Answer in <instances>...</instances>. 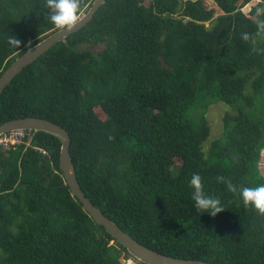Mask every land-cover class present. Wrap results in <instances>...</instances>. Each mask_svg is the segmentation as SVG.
Listing matches in <instances>:
<instances>
[{"label":"trees","instance_id":"trees-1","mask_svg":"<svg viewBox=\"0 0 264 264\" xmlns=\"http://www.w3.org/2000/svg\"><path fill=\"white\" fill-rule=\"evenodd\" d=\"M93 2L80 0L81 16ZM213 2L217 17L204 0H106L6 87L0 125L39 117L64 127L86 195L143 245L264 264V215L227 187L264 183V3L248 13L251 0ZM42 5L0 0V76L59 30L39 15ZM218 103L227 106L222 135L209 142ZM28 143L0 148V264H144L72 195L59 139L32 131ZM194 173L221 199L217 215L196 211Z\"/></svg>","mask_w":264,"mask_h":264},{"label":"water","instance_id":"water-1","mask_svg":"<svg viewBox=\"0 0 264 264\" xmlns=\"http://www.w3.org/2000/svg\"><path fill=\"white\" fill-rule=\"evenodd\" d=\"M105 2L106 0H94L89 10L81 16L80 21L71 31H55L31 47L23 55L19 56L0 76V96L24 68L35 62L62 39L67 38L72 33L86 26ZM18 130L33 131L35 133L46 132L59 139L61 142L59 158L60 169L63 172L65 183L69 186L72 195L78 198L93 220L97 224L103 226L117 242L127 249L132 257L144 264H215L202 260L176 258L153 250L137 241L132 235L124 231L117 223L105 215L103 211L92 202L81 187L70 153L72 139L69 132L64 127L45 118L23 117L12 119L1 124L0 136L7 132Z\"/></svg>","mask_w":264,"mask_h":264},{"label":"clouds","instance_id":"clouds-1","mask_svg":"<svg viewBox=\"0 0 264 264\" xmlns=\"http://www.w3.org/2000/svg\"><path fill=\"white\" fill-rule=\"evenodd\" d=\"M264 12V8H258L257 14ZM39 15H43L55 28L62 31H71L81 19L80 0H43ZM264 26V21L261 22ZM247 34L244 39H247ZM10 43L19 46L20 41L15 37ZM218 181H224L223 176L217 177ZM190 185L193 188V205L198 213H208L215 216L224 210V205L220 198L209 195L203 191L202 178L198 173L192 174ZM229 191L233 192L246 205L253 208L259 214L264 215V183L255 186L234 185L227 183ZM133 258V257H132Z\"/></svg>","mask_w":264,"mask_h":264},{"label":"rangeland","instance_id":"rangeland-1","mask_svg":"<svg viewBox=\"0 0 264 264\" xmlns=\"http://www.w3.org/2000/svg\"><path fill=\"white\" fill-rule=\"evenodd\" d=\"M205 1V4H206V6L210 9V8H212V9H214L215 10V15H214V17H217L218 15H221L222 14V11L220 10V8L217 6V5H215V3L213 2V0H204ZM259 3H264V0H251V2L247 5V6H245L244 8H243V10L245 11V12H248V13H250L251 12V10L255 7V6H257ZM206 26H208V27H210L211 26V22H207L206 23ZM46 34H48V33H46ZM45 33L44 34H42L41 36H43V35H46ZM51 33H49V35H50ZM49 35H47V36H49ZM40 36V37H41ZM46 36V37H47ZM45 37V38H46ZM44 38V39H45ZM225 109H227V106H225V105H223V104H221V103H218V104H214V105H212L211 106V108H210V112H209V114H208V118H209V121H210V125H211V127H212V136L210 137V139H209V142L212 140V139H214V138H216V137H219V136H221L222 135V130H223V128H222V124H221V117H222V114H223V111L225 110ZM209 144V143H208ZM208 144H207V146L205 147V150H207L208 148ZM174 153V152H173ZM260 170H261V172H262V174L264 175V152H263V154H262V157H261V161H260ZM122 262H123V264H134V260L133 259H129V260H127V259H125V258H123L122 259ZM136 263V262H135ZM137 264V263H136Z\"/></svg>","mask_w":264,"mask_h":264},{"label":"built area","instance_id":"built-area-1","mask_svg":"<svg viewBox=\"0 0 264 264\" xmlns=\"http://www.w3.org/2000/svg\"><path fill=\"white\" fill-rule=\"evenodd\" d=\"M31 132L32 131L18 130V131L7 132L1 135L0 136V148L1 149H11L12 147H16L17 145L23 142H26V144H29L28 141L31 136ZM134 264L136 263L134 262Z\"/></svg>","mask_w":264,"mask_h":264}]
</instances>
